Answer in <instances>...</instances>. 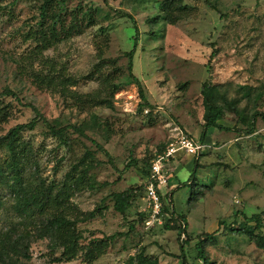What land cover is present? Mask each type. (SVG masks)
Wrapping results in <instances>:
<instances>
[{"label": "rangeland", "instance_id": "1", "mask_svg": "<svg viewBox=\"0 0 264 264\" xmlns=\"http://www.w3.org/2000/svg\"><path fill=\"white\" fill-rule=\"evenodd\" d=\"M44 1L0 0V109L9 112L8 119L0 122V138L14 126L29 123L34 116L32 106L62 126L82 127L88 136L71 127L65 139L69 143L64 144L42 121L21 133L30 148L26 181L44 180L60 188L86 150L95 152L88 175L95 187L72 190L69 201L70 216L78 220L85 247L78 258L62 264H135L141 250L157 264H202L197 250L202 239L205 252L217 263L264 264V250L246 233L233 234L228 229L224 235L217 234L227 224L237 226L236 212L264 213L262 116L257 119L258 134L253 136L210 128L204 141L208 147L199 158L198 180L192 186L187 182L198 157L180 151L164 163L168 186L163 191L174 189L175 210L187 219L183 228H172L171 215H165L162 223L147 225L141 214L147 208L145 178L139 170L180 133L201 141L204 82L229 88L230 97H240L242 85L264 92V0H186L187 15L176 24L161 17V0H66V26L74 15L81 19L86 9L92 11L93 21L83 19L82 30L36 49L41 35L37 21ZM134 25L139 42L133 73L150 104L141 110L138 87L128 77V60L123 54L133 47ZM47 73H63L77 82L64 88L47 86L35 76ZM106 75L123 84L113 107L72 97L74 92L83 97L89 93L110 97ZM245 106L247 111L258 108L264 114V97L257 105L242 99L240 107ZM93 114L100 124L92 123ZM223 122L243 125L233 113ZM93 139L108 149L114 164ZM5 152L0 147V163ZM123 191L133 199L120 212L112 194ZM17 203L6 178L1 179L0 243L9 237L17 246L8 248L10 254L24 264H59L56 258L61 251L53 248L39 227L44 217L21 215ZM26 246L29 259L22 256ZM89 249H93V260L86 255Z\"/></svg>", "mask_w": 264, "mask_h": 264}, {"label": "trees", "instance_id": "2", "mask_svg": "<svg viewBox=\"0 0 264 264\" xmlns=\"http://www.w3.org/2000/svg\"><path fill=\"white\" fill-rule=\"evenodd\" d=\"M186 0H161L159 8L161 10V17L169 24H176L184 16H186L187 6L185 4ZM66 0H45L44 4L41 6L40 17L37 21V24L40 26V40L36 49L39 47H47L53 42L67 37L74 30H82L83 24L82 20L87 19L88 23L92 22L94 17L91 10L86 9L83 11L82 18L80 19L79 15H74L70 26L65 25V14H66ZM74 13V12H73ZM77 13V12H76ZM78 14V13H77ZM123 15L132 17L129 13L122 12ZM156 20V18L154 19ZM133 28L136 31L134 36V44L131 50L123 52L124 56L128 60V77L136 83L138 87L139 97L141 99L138 109H143L144 106H149V102L145 96L143 86L140 79L135 76L133 73L134 66V56L138 47L139 37H138V27L134 25ZM105 62L108 60H104ZM99 71V74H102V70ZM45 74V75H35L39 81L44 82L49 85H63L65 84H74L77 82L72 76L64 75L60 73L57 76L54 74ZM55 77L58 78V81H55ZM105 89L109 91V96H100L99 93H89L85 97L79 95L77 92L72 94V97L76 100L82 101L83 103L89 104H107L110 107H113V100L117 92L123 87L121 81L114 82L110 79L109 75L104 77ZM242 91L240 97H230L229 88L224 87L221 84H215L209 81L204 82L201 90L203 97L204 105V129L201 134V142L204 143L208 136V130L210 128H217L219 130L232 131L237 130L241 135H250L253 136L258 134L257 129V119L259 116L264 118L263 112L259 111L258 108H252L250 111L246 110L245 107H240L242 99H247L252 101L253 105H257L258 102L264 97V92L257 90L253 86L242 85L239 87ZM240 92V90H239ZM7 94H13V91L6 90ZM241 93V92H240ZM253 107V106H252ZM34 110V116L29 123L18 124L11 128L9 132L0 138V147L6 148L5 158L3 163H0V180L6 178L9 188L13 193L18 197L17 210L21 215L34 218L36 215L44 217L45 221H42L43 224L39 227H42L45 237H47L54 249H59L61 251L60 256L56 258L59 264L63 262H69L73 259L78 258L80 251L85 247L81 240L83 235L79 230L76 218H72L70 211L72 207L70 206V198L72 190H79L86 187H95V183L88 178L90 170L94 166L96 159L95 152L91 149H87L83 156H81L76 163L72 165L71 170L66 176V180L60 188H57L56 184H45L44 180L39 182H33L29 179L25 180V171L30 148L22 141L21 133L26 129H33L38 121H42L45 125L48 126L49 130L57 137L62 139L64 144L66 142V132L69 128H74L75 131L87 136L83 128L80 126H62L59 123L58 119L50 120L46 118L36 106H32ZM228 113H233L238 117V120L243 124L242 126L226 125L224 120ZM9 116L8 108L0 109V122L7 120ZM93 124H100L99 118L97 115L93 114L91 119ZM170 141V140H169ZM168 141V142H169ZM93 142L96 144L98 150L102 151L108 158L109 162L114 164V158L111 156L108 149L93 139ZM167 145V144H166ZM166 145L156 152L152 158H149L147 164L144 167L138 168L145 178L144 188L146 180L151 176V163L154 158L166 148ZM208 147V145H206ZM203 150L196 159V166L188 179L187 184L192 186L196 184L198 177L197 173L200 167V156H203ZM208 151L207 153H209ZM202 158V157H201ZM11 180V182L9 181ZM56 190V191H54ZM201 191V190H200ZM199 191V193H200ZM173 193L174 189L165 193L166 198H169L168 205L165 207V212H168L171 216L168 221L174 220L172 228H183V225L187 224V219L182 213H178L175 210L173 204ZM115 200V207L120 212H125L132 203V195L127 191L115 192L112 194ZM145 217V221L148 218L149 213L141 212ZM91 217L94 215V212L89 214ZM234 222H237V226H229L227 224L224 229L220 230L217 234H226L227 230L230 229V233H237L248 235L250 240H252L255 245L264 250V213L256 212L251 215L246 214L245 211L236 212ZM178 223V225H177ZM224 223V222H223ZM166 227H170L169 223L166 224ZM206 237H211L208 235ZM213 239H216L215 234ZM205 239H202L197 244L198 257L202 260V264H221L217 263L214 260L209 258V254L203 247V242ZM4 243V244H3ZM0 243V264H24L20 259L14 258L8 248L17 249V246L10 242V238L7 237L6 240ZM88 246H86L87 248ZM89 260H93V249H89L86 252ZM22 256L27 259L30 258L29 246L25 247V250L22 253ZM184 257V256H183ZM135 264H157V260H153L144 250H141L137 257Z\"/></svg>", "mask_w": 264, "mask_h": 264}, {"label": "built area", "instance_id": "3", "mask_svg": "<svg viewBox=\"0 0 264 264\" xmlns=\"http://www.w3.org/2000/svg\"><path fill=\"white\" fill-rule=\"evenodd\" d=\"M207 144L197 141L191 136L180 133L172 138L166 145L163 152L159 153L151 163V176L147 178L145 184L146 211L149 213L146 220L147 225L162 223L165 215V207L168 205V199L163 189L168 186V178L165 172L164 163L175 158L180 151L187 154L199 155Z\"/></svg>", "mask_w": 264, "mask_h": 264}, {"label": "crops", "instance_id": "4", "mask_svg": "<svg viewBox=\"0 0 264 264\" xmlns=\"http://www.w3.org/2000/svg\"><path fill=\"white\" fill-rule=\"evenodd\" d=\"M175 186V184H173Z\"/></svg>", "mask_w": 264, "mask_h": 264}]
</instances>
